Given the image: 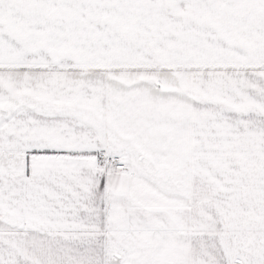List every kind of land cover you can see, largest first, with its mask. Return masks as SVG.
Listing matches in <instances>:
<instances>
[{
  "label": "snow or ice",
  "instance_id": "6c2138e0",
  "mask_svg": "<svg viewBox=\"0 0 264 264\" xmlns=\"http://www.w3.org/2000/svg\"><path fill=\"white\" fill-rule=\"evenodd\" d=\"M0 264H264V0H0Z\"/></svg>",
  "mask_w": 264,
  "mask_h": 264
}]
</instances>
